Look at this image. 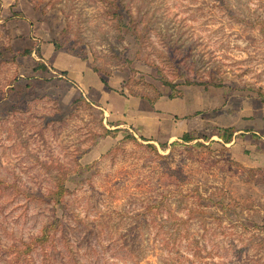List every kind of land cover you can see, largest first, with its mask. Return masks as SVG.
I'll use <instances>...</instances> for the list:
<instances>
[{
    "label": "rangeland",
    "instance_id": "rangeland-1",
    "mask_svg": "<svg viewBox=\"0 0 264 264\" xmlns=\"http://www.w3.org/2000/svg\"><path fill=\"white\" fill-rule=\"evenodd\" d=\"M112 1L0 0V264H264V0Z\"/></svg>",
    "mask_w": 264,
    "mask_h": 264
},
{
    "label": "crops",
    "instance_id": "crops-1",
    "mask_svg": "<svg viewBox=\"0 0 264 264\" xmlns=\"http://www.w3.org/2000/svg\"><path fill=\"white\" fill-rule=\"evenodd\" d=\"M29 51L31 54L32 50ZM43 54L44 56H48L50 58L54 69L60 72L59 77L68 79L70 83H72L75 87H77V89L80 92H82V94H84L83 88L88 89V87L90 86L89 85L90 80H92L94 77L92 70L88 69V67L84 64V62L64 52L61 51L54 52L53 49L50 47V45H48V47L45 49V52ZM65 59H69L72 60L73 62H77V65H72V67L59 65V61L61 60L63 62ZM39 61L42 62V59H40ZM55 63H57L59 66H57ZM128 106H129L128 109L130 111L134 112L136 110V113H138L140 116L137 119L136 118L132 119L133 120L132 122H137V123H133L132 125L138 128L139 134L143 132L140 135L147 140L152 139L151 137L156 138V136L160 134L161 117L167 115V114H163L165 110L164 109H163L164 111L162 110L161 107L162 103H160L159 100L155 101V103L151 105L150 108L151 111H147V109H145L144 111L142 109H137V106H135L133 101H131ZM148 122H151L152 127L146 125V123ZM187 130H188V124L186 123L178 127H176V125H172L170 129L171 131L170 137L172 138L175 137L176 139H178L184 133H187L188 132ZM233 130H234L233 133L234 136H242L245 133H252L256 137H259V139H264V127L262 129V127L260 126L255 127L254 125H250L248 129L245 131L243 130L236 131L235 129Z\"/></svg>",
    "mask_w": 264,
    "mask_h": 264
},
{
    "label": "trees",
    "instance_id": "trees-1",
    "mask_svg": "<svg viewBox=\"0 0 264 264\" xmlns=\"http://www.w3.org/2000/svg\"><path fill=\"white\" fill-rule=\"evenodd\" d=\"M124 1L123 0H113L111 7L113 8V11H111V16L113 19L116 20L115 23V28L118 32L123 33L124 30H135L136 28L133 27H129L128 24H126L124 22L125 18H124V8L125 6L123 5ZM138 36L136 35V38ZM25 54H30V51H25ZM39 54V52H38ZM37 70H42V71H46V67L43 65V63H41L40 61L37 62ZM165 85H167L170 88V94L168 95V97L170 99H174V98H181L183 97V95L181 94L180 90L175 89V87H173V85H170L167 81H164ZM156 100H149L150 105H153L155 103ZM220 130V129H219ZM119 128H116L114 130H105L106 136H110L112 138H115L117 136V133L119 132ZM221 133H223V135H225L227 133V135H233L234 130L232 128H225V129H221L220 130ZM231 137V136H230ZM180 138L185 139V141L190 140L189 138V134L188 133H184ZM231 138L225 139V143H228L230 141ZM147 140V139H146Z\"/></svg>",
    "mask_w": 264,
    "mask_h": 264
}]
</instances>
